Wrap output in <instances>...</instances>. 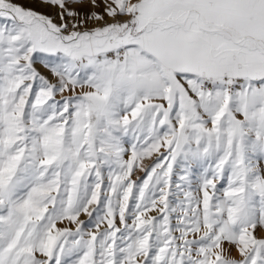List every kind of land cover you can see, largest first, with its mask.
Masks as SVG:
<instances>
[{
  "label": "snow or ice",
  "instance_id": "1",
  "mask_svg": "<svg viewBox=\"0 0 264 264\" xmlns=\"http://www.w3.org/2000/svg\"><path fill=\"white\" fill-rule=\"evenodd\" d=\"M0 264H264V0H0Z\"/></svg>",
  "mask_w": 264,
  "mask_h": 264
},
{
  "label": "rangeland",
  "instance_id": "2",
  "mask_svg": "<svg viewBox=\"0 0 264 264\" xmlns=\"http://www.w3.org/2000/svg\"><path fill=\"white\" fill-rule=\"evenodd\" d=\"M18 2L26 3L27 0H18ZM82 218H84V217H82Z\"/></svg>",
  "mask_w": 264,
  "mask_h": 264
}]
</instances>
